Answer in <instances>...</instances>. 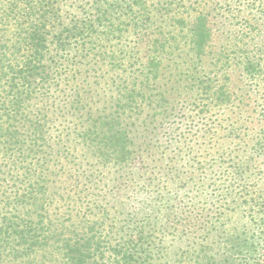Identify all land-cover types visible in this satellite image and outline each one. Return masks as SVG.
<instances>
[{
	"label": "trees",
	"instance_id": "16d2710c",
	"mask_svg": "<svg viewBox=\"0 0 264 264\" xmlns=\"http://www.w3.org/2000/svg\"><path fill=\"white\" fill-rule=\"evenodd\" d=\"M7 2L0 6V264H152L156 232L192 231L217 244L195 264H264V199L233 166L242 141L235 122L198 130L185 153L186 136L163 124L179 102L160 82L180 46L186 69L196 68L189 92L207 107L234 106L225 69L236 64L255 75L252 61L224 52L205 67L215 55L208 8L167 17L171 10L140 6L145 0H94L90 10L63 16L64 24L56 0ZM130 35L143 40L142 60L116 48L123 60L114 61L112 40L128 43ZM156 122L158 132L150 128ZM216 127L224 142L211 133ZM199 139L216 147L209 160L191 148ZM219 171L226 177L209 182L206 213H189L170 197L197 187L191 175L203 182Z\"/></svg>",
	"mask_w": 264,
	"mask_h": 264
},
{
	"label": "rangeland",
	"instance_id": "374dc122",
	"mask_svg": "<svg viewBox=\"0 0 264 264\" xmlns=\"http://www.w3.org/2000/svg\"><path fill=\"white\" fill-rule=\"evenodd\" d=\"M40 1H43V4L46 2V0H34L38 5H43L39 4ZM93 1L56 0L55 3H52V6L59 9V14L62 16L60 19L63 21V16L78 14L83 9L85 11L90 10L95 3ZM6 2L7 0H0V6L8 4ZM139 5L146 6L148 9L160 7L161 9L171 10L167 13V17H171L178 12L181 14L185 12L186 14L180 16L183 18H191L195 12L193 8L200 10L207 7L212 36L209 49L210 57L213 54L215 55L211 57L212 60L207 59L204 64L205 67L213 64L216 55L220 52H224L231 58L235 56L236 61L239 59L242 62H246L247 59L252 61L255 70L254 77L246 76L241 66H236V64L229 69H225L230 77L228 84L236 96L234 106L225 109L207 107L206 105L209 102L205 97L196 96L195 93L189 92L188 87L190 86L191 77L195 76L196 68H194L195 66H189L186 69V65H188L184 59L186 57V52H184L186 47L180 46L182 49L177 53L178 56L174 57L175 62L169 63L170 67L165 71L164 79L160 82L164 86L163 88L169 89L172 87L177 103L179 102L175 114L165 119L163 124L166 127H172L169 131L176 132L181 137L186 136L185 139H181L180 144V147L183 148L182 153H185V144L203 132L199 131L197 133L198 130L216 124L217 119L221 121L228 118L224 122V125H227L231 118L232 122H235L237 134L242 137L241 143L234 144L235 154H238L239 157L233 166L236 169L240 168L243 181L251 195L255 194L253 196L264 199V0H145V4L140 3ZM67 18L65 19L68 21ZM122 21H128L127 17H124ZM171 35L176 38L177 33L174 32ZM128 39L131 40L128 42L129 44L127 41L124 42L120 39L112 40L114 49L111 54L114 55H112L114 61H116V58H122L123 60L122 53L116 51V48L122 50L125 59L137 52L142 60L143 50L146 48L143 45V40H139V37L135 35L133 38L131 35L128 36ZM129 46L135 47V50H128ZM52 55L53 52H48L47 57ZM100 59L101 57L96 58V64L99 63ZM104 61L108 62L107 60ZM96 68L99 69L100 67ZM122 68L124 69V67ZM110 69L111 66L103 67L101 71L104 74H109L108 70ZM213 121L215 122L212 123ZM153 126L158 127V122L150 126L151 130L155 129ZM160 126L154 132L156 130L157 132L160 131ZM217 128L211 129V133L224 142L222 137L224 136L226 139V135L223 131L219 132ZM216 131L219 133L215 134ZM216 138L214 141L217 140ZM203 140L199 139L196 142L198 144H192L193 147H191L199 161H204L206 156L209 160L216 150V147L210 148L212 142L209 139L204 140V143ZM250 144H255L257 149L252 152L253 147ZM217 146H220V144ZM186 171L190 172L189 169ZM219 173L220 171L213 174L211 180L208 179L210 175L207 174L206 179L202 180L203 182L200 180L202 177L191 175L197 187L193 188L194 183L191 182L185 186V189H179L176 195L170 197L176 200L175 203L185 206L186 210L190 209L189 213H192V211L206 213L211 206L209 205V202H211L210 190L207 189L209 182L223 184V179L226 177V173L222 175V178ZM203 184L204 187H202ZM209 213H211V216L216 215L211 211ZM166 234L163 235L157 232L155 234V242H157L159 253L155 251L156 254H154L152 264H195L196 255L204 250H207L208 254L211 255L217 247V244L211 241V234L205 241L200 238L199 234L201 233L195 231L184 237L169 232ZM161 235H163L162 242H160ZM218 249L220 252L221 246Z\"/></svg>",
	"mask_w": 264,
	"mask_h": 264
}]
</instances>
